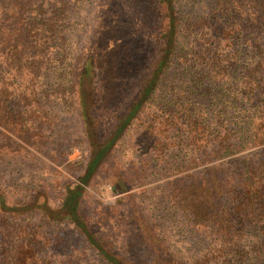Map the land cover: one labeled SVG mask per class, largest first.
Instances as JSON below:
<instances>
[{
    "label": "rangeland",
    "instance_id": "rangeland-1",
    "mask_svg": "<svg viewBox=\"0 0 264 264\" xmlns=\"http://www.w3.org/2000/svg\"><path fill=\"white\" fill-rule=\"evenodd\" d=\"M174 4L180 26L169 68L83 183L95 144L112 137L159 60L167 6L160 0H0V49L26 51L0 68V88L21 111L0 116V186L11 196L37 195L59 206L68 186L82 185V216L124 256L140 258L150 252L148 241L164 240L186 263L264 264L263 235L254 222L236 231L237 219L230 227L221 223L226 212L207 214L192 205L195 182L227 177L262 153L264 136L254 142L250 135L264 98L253 79L264 33L233 12L232 0ZM15 222L28 235L39 213ZM62 225L59 250L72 251L76 264H101L82 250L79 231ZM45 230L54 234L53 226Z\"/></svg>",
    "mask_w": 264,
    "mask_h": 264
},
{
    "label": "trees",
    "instance_id": "trees-1",
    "mask_svg": "<svg viewBox=\"0 0 264 264\" xmlns=\"http://www.w3.org/2000/svg\"><path fill=\"white\" fill-rule=\"evenodd\" d=\"M160 1L167 6L168 30L164 34L165 41L159 60L150 71L137 101L123 116L112 137L105 142L95 144L93 157L81 179L83 183L88 182L97 165L114 146L125 127L153 95L172 62L178 44L180 20L174 0ZM232 3L233 12L241 15L249 28L258 33H264V0H232ZM25 52V50L16 48L0 49V68L3 65L8 67L15 64ZM255 71L258 74L255 72L253 79L258 83L256 87L258 90L260 89L259 94L264 96V57L259 60ZM8 95L7 88H0V116L9 117L10 115L21 114V111L18 109L15 111L16 108L7 102ZM83 95V92L80 93V105L83 108L82 113L86 128L89 127L87 129L88 136L92 137L94 135L93 130L91 131L92 128H90L92 119L86 110L87 104ZM257 108L260 109L258 115L260 123L257 129L252 132V136L250 135L254 142L259 141L264 136V98L257 105ZM6 145L9 146V143L6 142ZM261 151L262 153L256 162L249 159L237 165L227 177L210 174L204 182H195L192 185V205L193 208L195 207L200 212L207 214L213 211L217 213L224 211V215L226 212V216L221 218V223L224 224L223 226L230 227L233 226L230 225V222L237 219L240 227L236 231L242 229L246 221L254 222L253 226L258 228L263 235L261 238L263 243H260L259 253L264 259V148H261ZM82 193V185L68 186L61 204L52 206L47 200L39 202L37 195L11 196L4 187L0 186V264H76L77 260L72 251L59 250L65 238V231L62 227L64 223L73 225L79 231L83 239L82 250H90L98 256L101 264H203L200 263L201 260L193 263L184 262L164 240L154 243L148 241L150 245L147 246L150 252L147 251L140 258L135 254L124 256L123 253L114 252L108 247L103 236H99L97 231L93 230L82 216L79 210ZM229 201L232 202V206L228 204ZM226 206L230 210H227ZM35 213H39V223L32 230L33 232L27 235L20 231L21 228L15 220L18 217ZM220 214L222 215V213ZM217 216L218 219L220 216L219 214ZM48 226H53L54 234H46L45 227ZM223 229L225 228L223 227ZM39 231L40 234H38ZM34 233L35 235L31 237ZM236 240L238 239L236 238Z\"/></svg>",
    "mask_w": 264,
    "mask_h": 264
}]
</instances>
